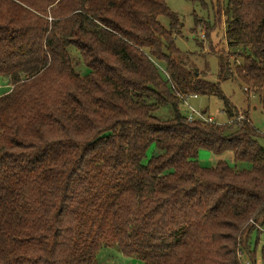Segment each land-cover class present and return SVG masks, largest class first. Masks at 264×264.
<instances>
[{
    "label": "trees",
    "instance_id": "obj_1",
    "mask_svg": "<svg viewBox=\"0 0 264 264\" xmlns=\"http://www.w3.org/2000/svg\"><path fill=\"white\" fill-rule=\"evenodd\" d=\"M213 1L208 38L224 23L243 51L218 54L219 81L264 105V0ZM179 27L167 0H0V264H99L108 247L143 264H256L260 134L184 63ZM192 95L216 97L229 124L190 123ZM201 150L248 167L204 168Z\"/></svg>",
    "mask_w": 264,
    "mask_h": 264
},
{
    "label": "rangeland",
    "instance_id": "obj_2",
    "mask_svg": "<svg viewBox=\"0 0 264 264\" xmlns=\"http://www.w3.org/2000/svg\"><path fill=\"white\" fill-rule=\"evenodd\" d=\"M213 0H202L198 2H190L188 0H167V6L171 12L177 15L180 21L179 32L175 37L177 49L182 54V59L186 65L195 71L199 78L211 83H220L223 94L230 99L232 104L240 112H247L250 121L255 129L259 132V144L264 147V105L259 98L248 94L245 91L244 85L238 80L219 81L220 58L219 53L225 54H242L241 48H228L225 41L224 23L221 29H213L210 32V38L206 34V25L213 26L215 23V15L213 10ZM159 22L166 29H171V20L166 16L159 17ZM224 22V20H223ZM204 36V39L202 38ZM74 56H76L74 54ZM239 63L241 58L235 57ZM77 61V57L75 58ZM78 65V64H77ZM79 72L87 74L88 70L84 65L77 66ZM8 87L0 80V96L9 92ZM198 112L205 114L206 117H211L213 122L218 125H228L229 118L222 111V103L214 96H199L190 98L187 103ZM188 105L183 103L180 106V111L183 115L188 116ZM157 116L161 119L171 118L172 112L170 108L165 107ZM229 133H231L229 131ZM158 154L155 146H152L148 151V158ZM198 160L204 168H214L220 160L226 161L230 166L237 169H245L247 164L235 163L232 153H226L223 156H216L208 150H201ZM256 232H253L250 237L249 245L252 256L256 264L263 262L264 250V234L260 236L259 242ZM252 255V254H250ZM99 264H143L141 261L134 258L123 256L116 247L101 248L97 254ZM250 257L247 253L243 256L244 263L250 262Z\"/></svg>",
    "mask_w": 264,
    "mask_h": 264
},
{
    "label": "built area",
    "instance_id": "obj_3",
    "mask_svg": "<svg viewBox=\"0 0 264 264\" xmlns=\"http://www.w3.org/2000/svg\"><path fill=\"white\" fill-rule=\"evenodd\" d=\"M202 38L204 39V36H202ZM190 98H197L196 95H192V96H188L184 99V103L186 105H188V100ZM189 108V114H188V121L190 123L196 122V121H203V122H208V123H213V119L211 117H206L205 114L198 112L196 109L192 108L191 106L188 105ZM244 119L243 116H240L237 118V121H242ZM252 225L254 226L255 223L254 221L251 222ZM246 264H249L248 262Z\"/></svg>",
    "mask_w": 264,
    "mask_h": 264
}]
</instances>
